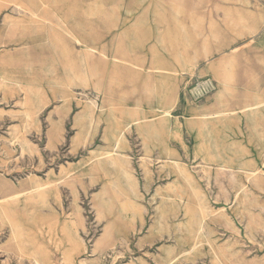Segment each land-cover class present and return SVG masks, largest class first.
Returning a JSON list of instances; mask_svg holds the SVG:
<instances>
[{"label":"rangeland","instance_id":"1","mask_svg":"<svg viewBox=\"0 0 264 264\" xmlns=\"http://www.w3.org/2000/svg\"><path fill=\"white\" fill-rule=\"evenodd\" d=\"M0 264H264V0H0Z\"/></svg>","mask_w":264,"mask_h":264},{"label":"crops","instance_id":"2","mask_svg":"<svg viewBox=\"0 0 264 264\" xmlns=\"http://www.w3.org/2000/svg\"><path fill=\"white\" fill-rule=\"evenodd\" d=\"M240 14V13H239ZM241 15V14H240ZM241 20H244L242 17H240V19H239V22L241 21ZM237 24V23H236ZM259 27H260V23H259V21H257L255 24H253V26H251V31H252V33H255V35H257L258 34V29H259ZM157 69L156 70H163V68H161V67H156ZM225 88H226V86H225ZM225 88H223V90H225V91H229V89L227 88V89H225ZM165 95H167V94H165ZM254 103H259V105H256V107H252V108H250V107H248L249 106V104H254ZM259 106H260V102L259 101H256V100H253L252 102H246V104L243 106V112L245 113H249V114H247V115H249L251 118H252V121H250V122H254V120H255V117H256V115H257V113L258 112H254V111H258L257 109L259 108ZM254 112V113H253ZM165 113H166V111H165ZM222 114H224V112H219V111H215L214 113H212V114H209V115H207V116H209V117H211L210 115H213V117H216L217 115H222ZM248 116V117H249ZM212 118V117H211Z\"/></svg>","mask_w":264,"mask_h":264},{"label":"bare ground","instance_id":"3","mask_svg":"<svg viewBox=\"0 0 264 264\" xmlns=\"http://www.w3.org/2000/svg\"><path fill=\"white\" fill-rule=\"evenodd\" d=\"M254 107V106H253ZM37 191V190H36Z\"/></svg>","mask_w":264,"mask_h":264}]
</instances>
